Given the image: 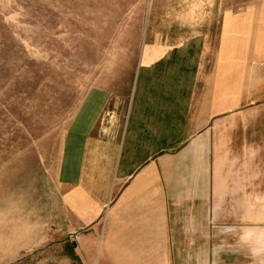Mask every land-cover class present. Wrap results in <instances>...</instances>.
I'll list each match as a JSON object with an SVG mask.
<instances>
[{
	"label": "rangeland",
	"instance_id": "obj_1",
	"mask_svg": "<svg viewBox=\"0 0 264 264\" xmlns=\"http://www.w3.org/2000/svg\"><path fill=\"white\" fill-rule=\"evenodd\" d=\"M252 7L264 9V0H0V264H98L103 219H75L58 180L65 133L84 95L109 91L114 115L103 125L120 129L136 69L152 61L144 51L196 34L211 39L212 95L219 24ZM248 76L238 112L252 122L215 162L216 176L238 186L218 224L226 230L264 225V67L253 65L251 93ZM240 189L251 190L252 202ZM221 234L226 252L249 246L246 231Z\"/></svg>",
	"mask_w": 264,
	"mask_h": 264
},
{
	"label": "crops",
	"instance_id": "obj_2",
	"mask_svg": "<svg viewBox=\"0 0 264 264\" xmlns=\"http://www.w3.org/2000/svg\"><path fill=\"white\" fill-rule=\"evenodd\" d=\"M210 44L196 34L146 49L152 61L136 69L120 129L103 125L114 115L109 91L91 87L77 107L58 180L75 219H103L98 264H264V225H218L238 186L215 174L219 156L252 122L238 110L247 71L251 93L253 65L264 67V9L221 20L212 95ZM239 192L252 202L251 190ZM227 231H246L249 246L226 252Z\"/></svg>",
	"mask_w": 264,
	"mask_h": 264
}]
</instances>
